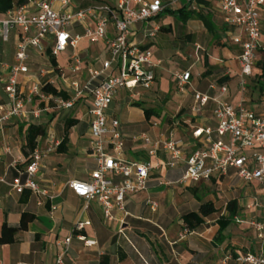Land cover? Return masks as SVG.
<instances>
[{
	"label": "crops",
	"instance_id": "0c3cea01",
	"mask_svg": "<svg viewBox=\"0 0 264 264\" xmlns=\"http://www.w3.org/2000/svg\"><path fill=\"white\" fill-rule=\"evenodd\" d=\"M17 1L19 0H15L14 8L25 5L30 12L36 10L35 3L38 0H24L21 3ZM49 1L55 9L67 12L102 4H117L108 0H70L67 4L65 0ZM162 1L167 5L165 11L150 23H135L132 34V39L140 47L150 49L155 59L162 60L157 69L154 86L145 90L142 96L136 97L132 96L130 90L120 88L107 110L109 122L114 119L120 121L125 143L124 148L118 152L112 151L110 146L107 148L124 161L149 159L162 163V166L152 173L146 190L126 195L125 204L130 215L123 224L106 219L103 207L97 199L88 202L75 195L69 186L70 181L89 180L92 171L97 167L91 145L93 97L91 93L84 92L76 99L73 108L52 115L46 123L38 122L48 126L47 136L41 138L38 144L45 148L53 139L62 141L66 135V121L69 118L76 119L67 132V150H56L47 155L36 177L42 187L48 188L50 196L44 197L30 190L19 194L12 189L10 182L19 174V169L25 166L23 163L26 156L22 145L25 142L26 125L35 121L32 120L33 117L30 118V113L26 117L12 118L0 127V179H6V182L0 181V233L4 222L19 226L24 212L34 214L35 219L16 233L14 242L0 244V264H54L57 254L64 249L63 242L68 237H72V240L65 255L67 264H233L229 258L232 253L240 255L260 251L262 241L248 222L250 219H264L263 209L250 206L252 196L261 191L258 185L247 184L237 176L215 177L211 182L182 185L179 181L185 171L184 163L170 168L167 165L169 156L163 150L152 156L149 153L150 147L138 138L139 135L147 134L156 140L165 138L170 133H174L175 137L180 133L179 138L190 149L191 145L188 144L195 127L205 123L215 124L212 115L213 103L201 115H193L191 106L195 100L194 92L197 90L215 95L219 90L212 88V85L227 83L229 89L225 99L236 104L241 96L239 59L242 47L234 41V37L241 36L246 39L247 35L241 28L225 22L221 12L222 0H196L199 5L196 10L190 9L184 0ZM133 7L138 6L133 4ZM181 8L193 11L192 18L187 20L184 15L168 12ZM261 15L264 24V6L261 7ZM163 16L167 23L161 20ZM184 19L186 22H183ZM89 25L94 26L92 19L70 29L73 34H83L85 27ZM156 25L159 30L155 36H150ZM113 29L110 25L111 36ZM262 31L260 45L264 46V30ZM19 36V29H12L7 40L0 35V103L7 104L10 101L4 88L8 74L4 64L15 61ZM54 41L55 36L48 35L43 40L44 51L37 48L29 50L30 70L20 76L21 87L28 93L36 82H40L42 86L45 82H50L59 89L68 90L73 98V83L78 82L80 88H83L90 78L89 69H101L103 62L110 57L109 48L105 41L92 42L83 38L76 47L69 46L56 55L59 69H39L45 70V76H49L42 81L38 73L33 72L31 64L37 59L48 60V49ZM179 48L186 51L188 62L181 69L172 68L166 60L176 59ZM61 53H66L63 61L58 58ZM75 56H79L82 61V69L79 71L73 70ZM206 59L208 65L205 64ZM185 70L191 71L192 80L187 91L181 93L177 90L173 74ZM254 71H257V67ZM117 73L116 69H111L97 82ZM165 77L169 85L177 91L176 93L173 90L174 101L178 102L177 114L171 118L166 117L164 124L154 126L156 114L148 118L144 109L134 103L142 102L144 106L153 107L160 112L155 96L168 93L161 89ZM253 78L252 75L249 85H252ZM220 79L224 81L221 82ZM249 85L247 101L251 100L253 106H247L262 112L264 94L260 96L258 90H251ZM153 92L158 93L154 96ZM56 118L64 127L63 134L56 133L50 127ZM14 160H19L17 167L14 166ZM119 180L121 178L116 177V181ZM191 187L216 189L222 204L217 206L211 198L217 211L206 217L205 222L192 233L183 236V215L198 210L200 205V201L190 191ZM243 198H247L246 203H243ZM149 199L159 202L157 211L150 209L147 202ZM231 199H238L241 213L219 237V219L228 214L227 203ZM114 213L121 216L118 209ZM80 222L88 223L80 229L77 228ZM174 223L177 225L174 226Z\"/></svg>",
	"mask_w": 264,
	"mask_h": 264
},
{
	"label": "built area",
	"instance_id": "2783aa9c",
	"mask_svg": "<svg viewBox=\"0 0 264 264\" xmlns=\"http://www.w3.org/2000/svg\"><path fill=\"white\" fill-rule=\"evenodd\" d=\"M70 0H65L67 4ZM192 10L198 9L196 0H184ZM136 4L138 7H133ZM36 10L30 12L25 5L12 8L5 14H0V35L7 40L12 29H19L20 36L17 41L15 61L5 63L7 78L5 91L9 103H0V127L16 117H26L33 113L40 116V109L30 110L28 105L37 98L45 102L48 109L50 101L58 107L71 108L76 99L84 92L93 97L91 138L92 152L97 167L92 171L89 180L75 179L69 186L75 195L86 201L97 199L102 207L106 219L116 220L123 224L130 212L126 208L125 197L129 193H139L148 188V181L152 173L162 166L153 160L124 161L111 152L124 148V140L120 130V121L108 120L107 110L120 88L130 90L132 96H142L145 90L154 86L157 78V69L162 60L155 59L150 49L140 47L133 39V26L135 23H150L162 12L167 5L162 0H118L115 6L102 4L73 12L55 9L49 0H38ZM264 0H222L221 12L225 22L231 26L241 28L247 35L234 37V41L242 47L240 55V99L234 104L225 99L228 93L227 83L212 85L219 90L218 94L195 91L194 103L191 106L193 115L199 116L204 109L213 103L212 115L215 124H200L192 132L191 140L186 148L184 140L176 138L174 133L160 139H152L147 134L139 135L146 145L150 147L149 153L154 156L163 150L168 156L167 165L176 168L182 163L185 171L179 183L193 185L202 182H211L215 177L237 176L247 184H256L261 189L254 194L250 206L264 210V110L257 112L249 108L247 92L249 79L254 74L260 40L263 36L261 7ZM89 19L94 26H86L83 34H73L71 27L84 24ZM113 26L112 36L109 26ZM159 26H155L150 36H155ZM54 35V44L50 47L51 53L57 55L69 46L76 47L83 38L92 42L105 41L109 48L110 57L106 59L101 69L90 68V78L83 88L74 82V97L65 100L62 97L47 94L42 90L40 82L33 84L28 93L21 87L20 76L30 70L28 62L29 50L37 48L44 51L43 40L48 35ZM74 71L82 69L79 56L74 57ZM116 69V75H108L101 81H96L109 70ZM45 76L46 71L40 70ZM177 90L185 93L191 84L190 70L176 71L174 73ZM154 126L160 123L153 122ZM51 144L41 148L39 145L30 155V161L19 169V174L10 182L12 189L23 194L30 190L44 197H49L48 188L42 187L36 177L42 167L44 158L57 150L61 141L51 140ZM19 160H14L18 166ZM116 177L121 180L116 181ZM0 181L6 182L5 178ZM148 205L152 211H157L159 202L149 199ZM56 209V207H53ZM118 209L121 216L114 210ZM237 221H240L237 218ZM250 226L256 230L257 237L262 241L258 253L246 252L236 257L238 264H264V219H250ZM88 222H80L77 228H83ZM192 233L186 226L182 235ZM72 237L63 242V251L59 252L54 264H67L65 255L69 249ZM229 258H232L230 255Z\"/></svg>",
	"mask_w": 264,
	"mask_h": 264
},
{
	"label": "trees",
	"instance_id": "16d2710c",
	"mask_svg": "<svg viewBox=\"0 0 264 264\" xmlns=\"http://www.w3.org/2000/svg\"><path fill=\"white\" fill-rule=\"evenodd\" d=\"M24 0L17 1L18 3L23 2ZM16 2L15 0H0V14H5L12 8H14ZM170 14H179L184 15L185 18L190 19L192 18L193 11H187L184 8H181L178 11L168 10ZM183 22H186L184 19ZM48 55L50 57L51 65L59 69V63L57 60L56 55H53L51 53V50L48 49ZM206 65H208V61L206 59L205 62ZM257 71H254L253 74V83L252 85H249L251 90H258L259 95L264 94V46L259 47L258 51V60L256 62ZM221 82L224 81V79H220ZM97 83V81H96ZM42 90L47 94H52L54 96L62 97L65 100H69L72 98L71 93L61 88L59 89L56 85L45 82L42 86ZM40 104H43L40 102ZM134 104L142 107L144 109V113L147 115L148 118H151L152 115L156 114L158 116L160 115V112H158L153 107H146L142 102H135ZM76 122V119L69 118L66 121L65 124V136L60 142L59 146L57 147L58 152H65L67 150V132L73 126ZM26 132H25V142L22 145L23 153L26 156V160L23 163V165H26L30 161V155L34 151V149L39 144L41 138L46 137L48 134V126L44 123H37V122H31L28 125H26ZM22 169V168H20ZM190 191L195 195V197L200 201V205L198 210L189 211L183 215V222L185 226L190 230L194 231L198 227H200L204 222L206 217L214 214L217 211L215 202L212 199H206L205 197L208 195V191H202L198 187H191ZM23 200H26L25 198ZM227 215L221 216L219 219L220 223V230H219V237L222 236V232L234 221V219L240 215L241 208L239 205L238 199H231L227 203ZM35 215L32 213L24 212L22 214L21 223L19 226H11L7 222H4L1 227V233H0V244H6V243H12L15 241V235L16 233L27 226V223L34 220ZM218 237V238H219ZM232 260L233 264H238L236 262V257L238 256L235 253H232Z\"/></svg>",
	"mask_w": 264,
	"mask_h": 264
},
{
	"label": "rangeland",
	"instance_id": "374dc122",
	"mask_svg": "<svg viewBox=\"0 0 264 264\" xmlns=\"http://www.w3.org/2000/svg\"><path fill=\"white\" fill-rule=\"evenodd\" d=\"M109 2L111 3H114L116 4L118 0H108ZM162 21L164 22H168L167 20H165V17L163 16V18H161ZM175 20V19H173ZM175 22V21H174ZM262 30H264V24L262 23ZM178 54L177 55V58L172 60L170 58H167L166 62L172 67V68H178V69H181L183 67H185V65L187 64V55H186V51H184L183 49L179 48L178 50ZM49 59L48 60H45V59H40V60H35L33 61V63L31 64V68L33 69V72H37L38 73V76L40 77V79H42V81H45L46 79L49 78V76H42L40 74V68H44L45 70H48L50 68H52L53 66L51 65V61H50V57H48ZM58 58L60 59V61H63L65 58H66V53H61ZM196 69V68H194ZM50 75V74H49ZM173 77L174 74H173ZM161 89L162 90H167V94H162L160 96H155V94H157L158 92H153V95L155 97H157V104L160 108V115H162L161 117L159 116H154V121L155 122H158L160 124H164L165 123V120H166V117H169L171 118L172 116L176 115L177 114V107H178V102H175L174 101V98H175V94H174V91L177 93L176 90H174L172 88L171 85H169L168 83V80H167V77H165L163 80H162V86H161ZM174 90V91H173ZM179 92V91H178ZM167 95V96H165ZM153 96V97H154ZM249 96V95H248ZM44 103L43 104H40V100L35 98L33 103L30 105H28V109H30L31 111L32 110H35V109H40L41 112H40V116L39 117H35L34 114L31 112L29 115H30V118H32V120H34L35 122H48L50 121V117L52 115H55V114H59V113H62L63 111L67 110V109H71V108H64V107H58V105L54 102V101H50L49 104H48V109H45V106H46V103L45 102H42ZM246 104L248 106H253V102L251 100H248L246 102ZM50 127L52 128V130H54L56 133H62L63 132V125L59 124V119L56 118L52 125H50ZM155 131H156V128H155ZM63 134V133H62ZM181 137V134L180 133H177L176 134V138H179ZM55 140V139H54ZM57 140V139H56ZM52 142L49 141L48 144H51ZM208 191V195L206 196L207 199H213L215 200L217 206H220L222 204V201L220 200L218 194H217V190L216 189H211L209 187H205V188H201V192L203 191ZM243 203H246L247 202V198H243L242 199ZM174 226H176L177 224L174 223L173 224Z\"/></svg>",
	"mask_w": 264,
	"mask_h": 264
}]
</instances>
